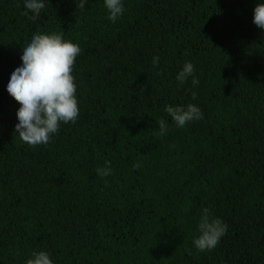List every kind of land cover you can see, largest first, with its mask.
<instances>
[{
	"label": "trees",
	"instance_id": "1",
	"mask_svg": "<svg viewBox=\"0 0 264 264\" xmlns=\"http://www.w3.org/2000/svg\"><path fill=\"white\" fill-rule=\"evenodd\" d=\"M79 3L46 0L26 15L23 0H0V264L41 250L54 264H264L257 0H124L115 23L103 0ZM61 31L81 48L79 117L33 147L14 131L19 104L6 84L33 33ZM185 62L196 87L175 79ZM190 103L203 119L177 128L166 105ZM203 208L228 230L200 252Z\"/></svg>",
	"mask_w": 264,
	"mask_h": 264
},
{
	"label": "clouds",
	"instance_id": "2",
	"mask_svg": "<svg viewBox=\"0 0 264 264\" xmlns=\"http://www.w3.org/2000/svg\"><path fill=\"white\" fill-rule=\"evenodd\" d=\"M46 0H23L25 13L36 14L45 7ZM88 0H80L79 8L84 9ZM109 21L115 23L124 14V0H103ZM252 23L264 32V0H257L252 11ZM81 48L64 38L62 31L54 33H33L20 47V63L9 75L6 91L18 102L14 126L19 138L30 146L46 145L58 133L61 124L74 123L79 117L78 99L73 66ZM153 65L159 64V57H153ZM191 77L196 87L199 80L195 76V66L185 62L175 79L179 86ZM192 98L196 93L192 92ZM165 112L177 128L202 120L203 112L195 104L166 105ZM168 121H159V134L165 135ZM138 168L139 164H134ZM97 176L104 178L111 174L110 162L95 169ZM228 225L215 217L208 208L201 210L198 235L193 239V247L200 251H211L226 234ZM25 264H54L50 253L33 251Z\"/></svg>",
	"mask_w": 264,
	"mask_h": 264
}]
</instances>
